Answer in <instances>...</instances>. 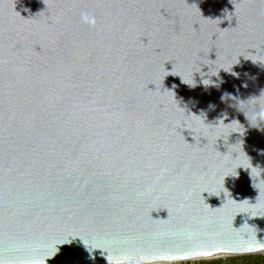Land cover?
<instances>
[{
  "label": "water",
  "instance_id": "1",
  "mask_svg": "<svg viewBox=\"0 0 264 264\" xmlns=\"http://www.w3.org/2000/svg\"><path fill=\"white\" fill-rule=\"evenodd\" d=\"M261 109L264 0H0V264L263 253Z\"/></svg>",
  "mask_w": 264,
  "mask_h": 264
},
{
  "label": "rangeland",
  "instance_id": "2",
  "mask_svg": "<svg viewBox=\"0 0 264 264\" xmlns=\"http://www.w3.org/2000/svg\"><path fill=\"white\" fill-rule=\"evenodd\" d=\"M261 260L264 264V253L226 256L221 258L203 259L194 261L193 264H250L254 260Z\"/></svg>",
  "mask_w": 264,
  "mask_h": 264
},
{
  "label": "built area",
  "instance_id": "3",
  "mask_svg": "<svg viewBox=\"0 0 264 264\" xmlns=\"http://www.w3.org/2000/svg\"><path fill=\"white\" fill-rule=\"evenodd\" d=\"M194 261L197 260H174V261L142 263V264H193Z\"/></svg>",
  "mask_w": 264,
  "mask_h": 264
},
{
  "label": "trees",
  "instance_id": "4",
  "mask_svg": "<svg viewBox=\"0 0 264 264\" xmlns=\"http://www.w3.org/2000/svg\"><path fill=\"white\" fill-rule=\"evenodd\" d=\"M250 264H262L261 260H254L253 262H251Z\"/></svg>",
  "mask_w": 264,
  "mask_h": 264
},
{
  "label": "clouds",
  "instance_id": "5",
  "mask_svg": "<svg viewBox=\"0 0 264 264\" xmlns=\"http://www.w3.org/2000/svg\"><path fill=\"white\" fill-rule=\"evenodd\" d=\"M243 86H246V85H243ZM226 95H227V94H226ZM260 111H261V112H264V109H261ZM258 114H259V113H258Z\"/></svg>",
  "mask_w": 264,
  "mask_h": 264
},
{
  "label": "bare ground",
  "instance_id": "6",
  "mask_svg": "<svg viewBox=\"0 0 264 264\" xmlns=\"http://www.w3.org/2000/svg\"><path fill=\"white\" fill-rule=\"evenodd\" d=\"M264 253V252H263Z\"/></svg>",
  "mask_w": 264,
  "mask_h": 264
}]
</instances>
